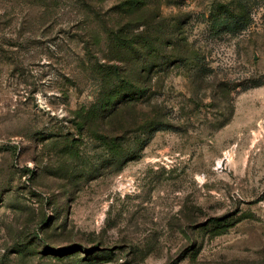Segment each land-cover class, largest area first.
<instances>
[{"label": "rangeland", "instance_id": "1", "mask_svg": "<svg viewBox=\"0 0 264 264\" xmlns=\"http://www.w3.org/2000/svg\"><path fill=\"white\" fill-rule=\"evenodd\" d=\"M0 264H264V0H0Z\"/></svg>", "mask_w": 264, "mask_h": 264}, {"label": "trees", "instance_id": "2", "mask_svg": "<svg viewBox=\"0 0 264 264\" xmlns=\"http://www.w3.org/2000/svg\"><path fill=\"white\" fill-rule=\"evenodd\" d=\"M109 41L110 42L120 41V44L125 50L133 45L132 40L130 41L129 39L119 40V37H114V36L109 38ZM156 47H157L156 40L148 42V52L151 53L148 56V60L151 61V63L153 64H150L147 80L142 86L136 85L135 83L133 84V79H135L136 77L135 72H130L128 71V69H122L119 66L121 63H123L122 61L120 62L119 60H113L115 63L114 66L112 67H107L106 65L103 66V68L107 69L105 70L107 76H105L106 81L104 85L114 83L115 86L119 87L120 91L115 92L117 93L115 96L116 99L115 103L107 104L108 106H105V108L103 107L102 110L99 112V118H98V120H100L99 122H102L105 119H111L112 117L117 118L120 114L124 113V111H130L133 115H135V117L138 120L141 119L140 120L141 125H139L135 129H137L141 134L145 135V137L147 136V139L145 141H149L156 131L166 126L162 114L157 109V106L154 105L153 97L149 95L152 93V90L154 88V78L157 74V69H159L161 65L160 61L156 58L157 57L155 52ZM188 60L189 58L185 55L175 56L176 63L181 64ZM135 81L136 79L134 80V82ZM129 86H131L130 88L133 89L132 91L134 92V94H130L128 96L124 93V91L125 88ZM112 93H114L113 90ZM110 105L113 106V109H111L105 116H100L104 113V110ZM137 119L133 120L132 122L133 126L138 125ZM87 127L91 129V125H88L86 121L85 124L82 125L81 129H86ZM98 135H100L99 136L100 138L107 141V137L103 136L102 133H99ZM120 141L121 140H110L109 143L113 147H120L121 149L122 142Z\"/></svg>", "mask_w": 264, "mask_h": 264}]
</instances>
